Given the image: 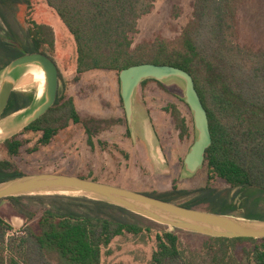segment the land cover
<instances>
[{"label": "trees", "instance_id": "trees-1", "mask_svg": "<svg viewBox=\"0 0 264 264\" xmlns=\"http://www.w3.org/2000/svg\"><path fill=\"white\" fill-rule=\"evenodd\" d=\"M45 1L74 37L77 74L110 70L120 82L122 69L151 62L177 66L193 76L213 138L202 167L207 170L208 185L194 191L174 186L160 195L145 193L176 203L188 197L186 203L178 204L222 214L243 210L247 218L264 220V48L238 42V12L244 0H194L193 17L179 37L138 44L134 35L139 21L152 12L157 0ZM21 3L0 0V72L25 53L46 52L43 47L55 50L53 27L35 20L24 30L25 44L21 43L18 28L6 15H13L15 4ZM149 81L161 83L147 79L141 85ZM33 101L32 94L15 91L5 115ZM171 113L182 136L187 134L188 120L175 105ZM71 122L80 123L81 116L75 99L67 97L60 85L54 106L7 139L3 150L16 156L33 139L41 146L49 145ZM85 129L92 144L93 130L89 125ZM24 174L9 159H0V182ZM217 178L229 187L212 186ZM5 201L25 223L20 234L8 236L13 224L0 214V264H102L104 248L117 237L142 236L153 229L159 232L151 264H264V238L202 235L206 240L196 250H188L180 240L181 230L167 229L108 201L62 194L11 196L0 204Z\"/></svg>", "mask_w": 264, "mask_h": 264}, {"label": "rangeland", "instance_id": "rangeland-1", "mask_svg": "<svg viewBox=\"0 0 264 264\" xmlns=\"http://www.w3.org/2000/svg\"><path fill=\"white\" fill-rule=\"evenodd\" d=\"M19 1L22 3L15 4V13H7V19L15 29L18 28L23 45L24 30L34 20L53 27L55 50L43 49L55 59L60 69L61 86L67 97L75 99L81 122H71L49 145L41 146L33 139L24 145L18 155L10 156L3 150L4 142L24 129L25 118L44 98V92L36 83L27 88H17L15 91L18 93L32 94L34 102L27 109L0 119V159H9L14 168L23 171L24 175L42 172L88 175L102 182L154 195L171 191L174 186L194 191L208 185L205 168L194 174L185 169L184 159L197 138V131L193 113L184 101L185 82L182 79L170 78L161 83L149 81L140 85L134 97L137 115L129 127L117 73L93 70L77 74L75 40L57 12L45 0H29V4L24 3L27 0ZM193 4L194 0H157L152 12L140 19L138 32L134 35L135 42L152 41L157 37L170 40L179 37L193 17ZM238 19V42L264 48V0H244ZM3 26L6 27V24L3 23ZM38 69L36 65L24 67L19 77ZM3 78L4 72L1 71L0 84ZM174 105L188 120L190 129L183 136L171 113V106ZM85 125L93 130L92 144L88 142ZM3 133L7 134L2 136ZM35 148L39 150L34 152ZM211 184L218 189L229 187L220 178ZM187 198L182 197L177 202L186 203ZM38 207L41 204L33 206L34 209ZM244 212L240 210L236 214L243 216ZM0 214L13 224L8 236L21 233L25 219L16 214L9 201L0 204ZM158 232L153 229L142 236L127 234L117 237L108 248H104L102 264H151ZM179 234L188 250H196L206 240L203 234L190 231L181 230Z\"/></svg>", "mask_w": 264, "mask_h": 264}, {"label": "water", "instance_id": "water-1", "mask_svg": "<svg viewBox=\"0 0 264 264\" xmlns=\"http://www.w3.org/2000/svg\"><path fill=\"white\" fill-rule=\"evenodd\" d=\"M30 65H37L45 72L46 88L43 101L27 115L23 128L39 119L54 106L61 85L60 69L52 56L37 51L25 53L15 58L3 70L4 78L0 84V119L3 118L12 93L17 89V82L20 79L19 73L22 68ZM119 78L121 97L129 127L134 120L135 93L144 80L164 81L170 78H179L185 82L184 100L193 113L197 138L187 153L184 164L189 173L198 172L204 166L206 152L211 146L213 138L209 115L197 91L193 76L177 66L146 62L122 69ZM78 192L92 195L77 194L79 196L108 201L171 229L175 228L213 237L264 238L263 219L247 218L235 213L222 214L189 208L145 192L78 175L42 172L0 182V200L11 196L76 195L74 193Z\"/></svg>", "mask_w": 264, "mask_h": 264}, {"label": "bare ground", "instance_id": "bare-ground-1", "mask_svg": "<svg viewBox=\"0 0 264 264\" xmlns=\"http://www.w3.org/2000/svg\"><path fill=\"white\" fill-rule=\"evenodd\" d=\"M35 83L39 86L41 92L45 91L46 76H45V72L41 68L36 71H27L25 74H23V76L20 77V79L17 82V88H20V89L27 88V87L34 85ZM4 134H7V133H3L2 136H4ZM74 194L92 196L90 194H85V193H80V192L74 193Z\"/></svg>", "mask_w": 264, "mask_h": 264}, {"label": "flooded vegetation", "instance_id": "flooded-vegetation-1", "mask_svg": "<svg viewBox=\"0 0 264 264\" xmlns=\"http://www.w3.org/2000/svg\"><path fill=\"white\" fill-rule=\"evenodd\" d=\"M44 53H46V54H48L47 52H44ZM49 55V54H48ZM15 92V91H14ZM12 96H13V93H12V95H11V97H10V100L12 99ZM10 100H9V102H10ZM9 105V104H8ZM8 107V106H7ZM6 110H7V108H6ZM6 110H5V113H6ZM15 112H17V111H15ZM5 113L3 114V118L6 116L5 115ZM14 113V112H13Z\"/></svg>", "mask_w": 264, "mask_h": 264}, {"label": "crops", "instance_id": "crops-1", "mask_svg": "<svg viewBox=\"0 0 264 264\" xmlns=\"http://www.w3.org/2000/svg\"><path fill=\"white\" fill-rule=\"evenodd\" d=\"M126 114V113H125ZM137 115V112L135 113V110H134V117ZM79 176V175H78Z\"/></svg>", "mask_w": 264, "mask_h": 264}]
</instances>
